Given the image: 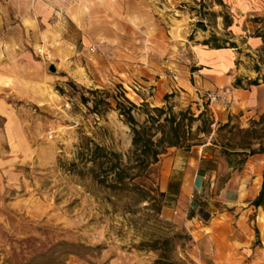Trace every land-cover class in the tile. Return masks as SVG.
<instances>
[{
	"label": "rangeland",
	"instance_id": "rangeland-1",
	"mask_svg": "<svg viewBox=\"0 0 264 264\" xmlns=\"http://www.w3.org/2000/svg\"><path fill=\"white\" fill-rule=\"evenodd\" d=\"M255 17L264 0H0L6 61L35 64L46 87L41 100L20 103L32 150L0 199V264H264V208L252 204L264 181V83L249 84L262 46ZM212 35L240 46L224 66L231 83L199 75ZM95 89L212 117L210 135L200 133L206 152L172 147L160 157V207L139 189L98 183L80 153L88 138L124 161L132 148L116 110H91Z\"/></svg>",
	"mask_w": 264,
	"mask_h": 264
},
{
	"label": "trees",
	"instance_id": "trees-1",
	"mask_svg": "<svg viewBox=\"0 0 264 264\" xmlns=\"http://www.w3.org/2000/svg\"><path fill=\"white\" fill-rule=\"evenodd\" d=\"M254 21L260 23L261 26L256 28L253 37L260 38L262 46L257 51V57L253 58L252 68L257 73V77L250 79L249 84L259 85L264 83V17H255ZM219 40L216 35H212L205 41V44H210L215 49L238 48L234 41L222 44ZM241 83L242 79L237 78L233 85L239 87ZM88 92L94 96L92 98L93 105L90 107L93 112L102 115L107 109L116 110L132 132V148L126 161L122 154L110 151L90 138L84 141L80 153L86 154V160L94 164L92 172L97 182L114 190L130 187V190L135 193L139 189L144 192V198L156 202L160 207L162 197L166 195L165 192L159 191L155 187L158 176L156 166L160 157L172 147L191 148L194 145H205L206 141H203L200 133L205 136L210 135L213 124L212 117L207 111H202L196 116L190 108L176 113L169 105L149 107L144 103L142 106H138L126 96L124 90H114L110 93L106 90L95 89L88 90ZM81 98L85 104L91 100L85 94ZM142 108L141 114L145 118L141 122L137 119L136 113ZM197 121H201L202 125L198 127L197 132H193V126ZM258 123V121H254V124ZM225 126H229V123L220 127ZM208 147L205 145L203 151L206 152ZM261 148L260 152H264V147ZM224 154L231 164V156L234 154L227 150L224 151ZM206 162L207 157L203 155L200 162L201 170L208 169ZM109 178L111 179L109 180ZM127 179L130 180V183L127 182ZM137 179L139 180L137 181ZM252 204L258 208H264V181L260 193Z\"/></svg>",
	"mask_w": 264,
	"mask_h": 264
},
{
	"label": "crops",
	"instance_id": "crops-1",
	"mask_svg": "<svg viewBox=\"0 0 264 264\" xmlns=\"http://www.w3.org/2000/svg\"><path fill=\"white\" fill-rule=\"evenodd\" d=\"M255 39L261 40L257 37ZM4 46L3 38L0 40V199L7 187L16 186L20 178L18 160L28 157L32 150L27 125L29 122L28 113L25 104L20 103L41 100L39 89L42 87L38 81L40 74L31 72V69L36 68V65L31 63L27 65L25 62H21V59L6 61ZM239 51V45L238 48L209 49L206 52L209 58L206 63H202L204 67L198 70L199 75L210 78L213 81V86L219 85L222 81L231 83L233 76L227 75L226 69L235 65L234 59L240 53ZM221 55H226L228 59L221 63ZM213 64L218 66L214 67ZM42 76L44 79L47 77L45 74ZM198 170L203 179L205 174L202 173L200 165Z\"/></svg>",
	"mask_w": 264,
	"mask_h": 264
},
{
	"label": "built area",
	"instance_id": "built-area-1",
	"mask_svg": "<svg viewBox=\"0 0 264 264\" xmlns=\"http://www.w3.org/2000/svg\"><path fill=\"white\" fill-rule=\"evenodd\" d=\"M209 97L211 98V101H213L216 98V95L209 94ZM220 264H226V263H220Z\"/></svg>",
	"mask_w": 264,
	"mask_h": 264
},
{
	"label": "water",
	"instance_id": "water-1",
	"mask_svg": "<svg viewBox=\"0 0 264 264\" xmlns=\"http://www.w3.org/2000/svg\"><path fill=\"white\" fill-rule=\"evenodd\" d=\"M50 69H51L52 71H54V70H55V67H54V66H51Z\"/></svg>",
	"mask_w": 264,
	"mask_h": 264
},
{
	"label": "bare ground",
	"instance_id": "bare-ground-1",
	"mask_svg": "<svg viewBox=\"0 0 264 264\" xmlns=\"http://www.w3.org/2000/svg\"><path fill=\"white\" fill-rule=\"evenodd\" d=\"M262 220L264 221V215L262 216Z\"/></svg>",
	"mask_w": 264,
	"mask_h": 264
}]
</instances>
